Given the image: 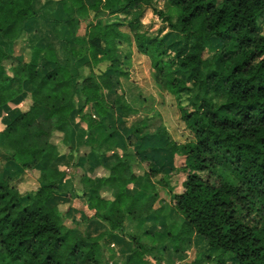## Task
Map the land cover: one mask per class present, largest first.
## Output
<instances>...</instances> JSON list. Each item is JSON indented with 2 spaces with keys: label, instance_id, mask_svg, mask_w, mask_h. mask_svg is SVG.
<instances>
[{
  "label": "trees",
  "instance_id": "1",
  "mask_svg": "<svg viewBox=\"0 0 264 264\" xmlns=\"http://www.w3.org/2000/svg\"><path fill=\"white\" fill-rule=\"evenodd\" d=\"M51 2L63 18L44 15ZM168 2L167 10L153 12L180 38L172 53L162 35L143 30L141 11L151 0H0V118L10 102L29 100L0 131V264H148L145 255L156 243L148 233L129 234L131 248L122 263L110 261L113 255L105 260L102 243L111 245L116 234L123 235L128 217H158L163 206L154 208L156 185L171 193L170 178L178 168L186 176L181 193H171L170 206L180 223L175 232L174 222L164 233L173 251L199 239L204 250L195 264H264V35L257 23L264 0ZM21 40L27 59L15 53ZM122 43L131 50L121 57ZM133 51L147 58L160 90L203 95L180 112L189 139H171L163 127L149 132L148 120H138L127 129L120 156L109 165L89 166L102 170L96 182L80 174L85 206L108 227L90 235L66 226L59 207L50 203L63 178L53 162L65 155L78 169L91 152L103 157L106 150L93 144L94 130L104 132L100 142L110 139L117 129L105 118L136 112L116 91L121 78H129ZM219 90L224 102L214 107L207 93ZM73 115L87 132L85 140L72 125ZM76 145L87 147V153H78ZM160 149L170 153L168 166L148 153ZM176 158H182L179 167ZM141 159L148 169L138 173ZM26 172L37 187L21 193L17 183ZM139 177L143 192L130 194L128 185Z\"/></svg>",
  "mask_w": 264,
  "mask_h": 264
},
{
  "label": "rangeland",
  "instance_id": "2",
  "mask_svg": "<svg viewBox=\"0 0 264 264\" xmlns=\"http://www.w3.org/2000/svg\"><path fill=\"white\" fill-rule=\"evenodd\" d=\"M88 3L94 0H87ZM169 6L168 0H151L150 5L145 6L143 10L141 11V22L143 25V30L151 35H162L164 41L171 47L170 53L174 51L175 44L180 41V38L172 33L170 29L167 28V24L161 20L160 17H158L154 12L153 8L161 9L163 11L167 10V7ZM58 8L51 4L44 8L43 13L45 15L53 16L59 18L60 15L57 13ZM258 23V32L261 35H264V16L259 17L257 20ZM84 27L85 23H81L78 28V34L83 35L84 34ZM167 34V35H166ZM213 44L218 46L221 45V41L214 39ZM118 54L122 57L124 53L130 51V47L122 43L118 47ZM234 51V49L232 50ZM232 51L230 53H232ZM15 53L23 54L25 58H28V51L25 46V41L21 40L17 43L15 48ZM207 55V54H205ZM171 56V54L169 55ZM38 66L41 68L43 67V62L41 58L39 57ZM37 66V68H39ZM101 69H104V65H101ZM183 80L185 84L190 87V81L189 77L183 75ZM121 88L118 86L116 87V91L118 93H123L124 101L127 105H129L131 108L136 109V112L133 114H130L128 117H122L119 113L115 112L113 120L115 121L114 127L116 125L118 127L122 126L126 130L130 125L135 123L138 120L147 119V123L149 126L152 125H160L164 126V128L168 131L169 137L171 139H174L178 142H183L190 138V134L188 130L186 129L183 121L180 118V112H187L192 108V101L195 99H200L203 95L202 91H191L186 90L179 94L178 96L173 95L167 90H160L157 83L154 80L153 77V69L147 60V58L137 55L134 51L132 52V66L129 69V78L128 79H122L121 78ZM207 97L211 100L214 107H218L220 104L224 102L223 92L219 90L218 92H209L207 93ZM28 107V102H26L22 109H25ZM12 111L13 108H9L8 111ZM6 112L7 117L4 116L5 119H9L10 116H8L9 112ZM158 113L159 115L156 116ZM198 121V118L195 119V122ZM5 123H2V127H4ZM148 131L153 132L156 130L155 126H152L149 128ZM1 127V128H2ZM0 128V129H1ZM176 166L179 167L182 165V158H176ZM144 167V166H143ZM71 175L73 176V183L72 188H79L80 184L78 183V177L76 176V170L71 169ZM4 175V158H0V177ZM186 173L178 168L170 178V186L173 190V192H181L182 191V183L185 180ZM18 189L21 193H27L30 191H34L37 187V182L35 178L28 172L24 174V176L21 177L19 182L17 183ZM169 188H164L160 185H156V191L159 194V198L161 199L160 202L155 203V208L159 205H162V203H168L171 199L169 197V194L167 191ZM171 194V193H170ZM77 199V198H76ZM77 204H80V202H77ZM170 204V202H169ZM67 207L66 203L59 205V210L63 214V220L64 224L68 227H78L79 230L82 232H89L90 234L97 233L100 230V225H93L92 222L85 221H79L77 217L73 218L67 217L64 215L65 209ZM73 218V219H72ZM92 224V225H91ZM97 227V228H96ZM134 231V232H133ZM124 234L122 236V240L119 243H115L111 245H108L107 243L103 244L102 253L104 255V259L109 261V259L112 256V259L110 261H115L122 263V261L125 259V250L128 248V244L131 246L128 238L129 234L135 233L133 225L127 220L125 221V229ZM143 238H146L145 236H142ZM148 244V243H147ZM149 245V244H148ZM173 244L171 243V246ZM173 247V246H172ZM192 250L190 251L191 254H189V259L181 262V264H195V260H199L201 258L203 250H204V243L196 239L195 243L192 244ZM123 251L124 254H119L120 250ZM152 250V249H151ZM117 252V253H116ZM154 254L158 255V260L154 259L153 254L147 253L145 255L148 264H157L158 261H160L158 264H165L167 261V255L163 253L164 251H154ZM157 261V263L155 262ZM202 264H210V263H202Z\"/></svg>",
  "mask_w": 264,
  "mask_h": 264
},
{
  "label": "crops",
  "instance_id": "3",
  "mask_svg": "<svg viewBox=\"0 0 264 264\" xmlns=\"http://www.w3.org/2000/svg\"><path fill=\"white\" fill-rule=\"evenodd\" d=\"M53 1H55V0H53ZM51 4L55 5L58 8L57 13L60 15V17L57 18V17L45 15V14L44 15L48 19L63 18L62 14L60 13V10H59V5L56 4L55 2H51L48 5H51ZM48 5H46L45 7H47ZM44 8H43V10H44ZM63 38H66V37L63 36ZM128 52H130V51H128ZM106 98L111 102L114 100L115 96L111 93H106ZM28 101L29 100L26 99L21 105L18 104L17 101L10 102L5 107V109L3 111L2 118H0V128L2 127V123L4 122V116L7 117L6 112L8 111L9 108H13L12 111L11 110L8 111L9 112L8 116H11L17 110L18 107H20L22 109V106ZM114 115H115V112H112L108 117L105 118L109 128H116L117 129V131L114 133L113 137H111L110 139H105V141L100 142L99 138H103L105 134L100 128H96L94 130L95 137H98V139H95L93 144L95 147H98V150L100 152L106 150L103 157L100 158L97 155H95L93 152H91L90 153V158H91L90 161L89 162L85 161L83 163V165L80 166V168H78V169H75V168L70 166L69 160L65 155H62L61 157H59L58 159H56L53 162V166L63 173V178H62L60 185H59V193L60 194L55 196L53 198V200H51L50 203H52L53 205H57L58 207L60 204L66 203L67 207H66L65 212H64L65 216H67V217L73 216V218L77 217L78 219H80L79 221H82V222L85 221V222H87V224L89 222H92L93 225L94 224L100 225L101 231H98L97 233H93V234H90L88 232L90 235H96L100 232H106L108 230V227L105 224L101 223L100 221L95 220L92 217L94 211L88 209L85 206L84 198L82 196V185L79 182V176L81 173L85 174V179H89L93 183H94V181L96 182L98 180L100 174L102 173V170L95 169V171H90L89 166L91 165L93 167H97L98 165L101 164V162L105 163V165H109L110 162H112L116 157L120 156L123 153V151L125 150L124 139H125V133L127 130L122 126L118 127L116 125V127H114V124H115V121L113 120ZM72 125L77 129V132L80 133L81 137L83 138L82 140H85L87 138V132H86L85 128H83L80 125L79 120L77 118V115H73ZM152 126H155L156 129H157V127H160L159 124L158 125H152ZM152 126H149V128H151ZM161 127L164 128V126H161ZM3 128L4 127H2L0 129V131ZM75 142H76V140H74L73 145H75ZM76 147L77 148L80 147L78 149V153H80V154H82V153L86 154L87 153V149H88L87 147H85V146L82 147L81 145L79 147L76 145ZM61 151H62V153H65L66 148L62 146ZM148 153L150 154V157L152 155L155 157L160 156L164 160L165 165L168 166L170 159H171L169 152L165 151L164 149H160V150L153 151V152L148 151ZM141 158H142V156H141ZM140 168H138V173H142L141 170H147L148 169L147 160L141 159ZM71 169H75L76 173H77L76 176L78 177V183L80 184V187L77 189L72 188V183H73L74 179H73V176L71 175V173H72ZM142 190H144V189L142 188V178L141 177H139L134 183L129 184L127 187V191L130 194H135V195L141 194L140 192H143ZM144 193H145V191H144ZM167 193L169 194V197L171 199V194L169 192H167ZM171 193L179 194L181 192H173V190H172ZM145 194L147 195V192ZM160 200L161 199L158 198L159 202H160ZM158 201L156 203H158ZM77 202H80V204H77ZM169 202L168 203H162V205H159L156 208L154 205L155 209L161 208V206H163L161 208L162 212L154 220H151V221H133L129 217L127 219L133 225L136 234H142L143 232H145V233H148L149 235L153 236L156 239L155 247H152L151 248L152 250L150 249L147 252L149 254H153L154 259L158 260V255H159V254H154L155 253L154 251L160 252V250H158L157 247L160 245H163L164 246V250H163L164 252L163 253H165L167 255V261L165 264H181L180 261L184 262V261L189 259V256H190L189 254H191L190 251L192 250L191 247H192V244L194 242H193V239H188V240H186L183 248L180 251H178V252L173 251V247H172L173 245L171 246V242L165 238L166 236H164V233L166 231V228H168L170 226V224L174 223V222H175V225L172 228V232H175L177 225L180 223V219L177 218V214L172 209V207L170 206L171 204H169ZM84 218H85V220H84ZM121 240H122V236L120 234H116L114 239H113L112 245H114L115 243H119ZM130 248H131V246L128 244V248H127V250H125V255H126L125 257L128 256V254L130 252ZM119 252H120L119 254H124L122 250H120ZM155 262L157 263V261H155ZM159 262L160 261H158V263Z\"/></svg>",
  "mask_w": 264,
  "mask_h": 264
}]
</instances>
